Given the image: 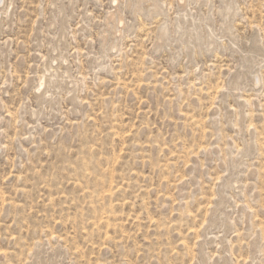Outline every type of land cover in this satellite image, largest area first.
<instances>
[{
  "label": "rangeland",
  "instance_id": "1",
  "mask_svg": "<svg viewBox=\"0 0 264 264\" xmlns=\"http://www.w3.org/2000/svg\"><path fill=\"white\" fill-rule=\"evenodd\" d=\"M0 264H264V0H0Z\"/></svg>",
  "mask_w": 264,
  "mask_h": 264
}]
</instances>
